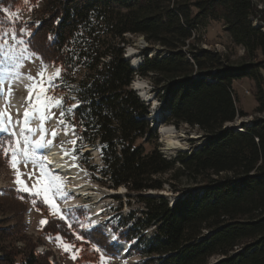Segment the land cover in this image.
<instances>
[{
    "label": "trees",
    "instance_id": "16d2710c",
    "mask_svg": "<svg viewBox=\"0 0 264 264\" xmlns=\"http://www.w3.org/2000/svg\"><path fill=\"white\" fill-rule=\"evenodd\" d=\"M38 14L27 47L61 72L54 89L75 127L78 161L88 165L80 151L97 147L102 183L136 194L141 206L118 224L128 228L124 237L135 239L143 263L264 264V115L250 125L241 121V128L228 125L246 115L237 105L236 80L251 82L253 112L264 113V20L253 0H43ZM207 19L222 21L244 61L230 64L223 53L198 46L195 31ZM127 34L148 44L136 66L124 55ZM154 45L162 52L148 56ZM134 76L151 80L164 120L201 131L198 147L169 157L158 145L145 149L157 135L147 119L149 102L130 87ZM67 96L80 106L68 110ZM165 188L173 200L142 194ZM24 196L40 206L34 195ZM47 222L46 235L73 239L66 220ZM147 229L145 240L138 232ZM81 234L105 239L100 228ZM84 248L82 261L96 259ZM19 253L4 251L3 264H50L33 251L16 261Z\"/></svg>",
    "mask_w": 264,
    "mask_h": 264
},
{
    "label": "rangeland",
    "instance_id": "374dc122",
    "mask_svg": "<svg viewBox=\"0 0 264 264\" xmlns=\"http://www.w3.org/2000/svg\"><path fill=\"white\" fill-rule=\"evenodd\" d=\"M253 2L257 16L260 17L259 20H264V0H253ZM42 4L43 0H16L8 5H0V85L2 89V94L0 93L2 96L0 109L2 110L0 111L5 114L3 119L6 127L8 126V115H11L12 127H9V131L15 132L14 138L9 137L7 133H0V145H2L0 146V263L3 264L1 256L4 251L11 253L20 251L16 261L26 252L33 251L44 254L50 264H145L143 263L145 257L139 254L135 239L124 237L128 228L120 230L121 225L118 224L119 219L125 218L130 212H135L141 206L135 197L136 194L129 192L123 185L113 188L108 186V182L102 183L104 178H99L98 173L102 163L97 147L85 146L80 151L81 156L87 154L88 165L78 161L74 151L73 128L64 119V116H61V112L66 109V101L62 98V93L48 85L49 78L55 76L58 68L53 64L44 63L37 54L27 47L26 41L32 27L37 24L38 10ZM253 23L261 24L264 28V23L259 24L256 20ZM21 29L23 31H20ZM195 33L198 46L223 53L224 59H227L228 63L237 64L245 60L242 58V47L231 42L228 33L223 28L222 21L207 19ZM13 35L22 37V40H13ZM126 39L128 43L123 48L124 55L127 56L130 64L136 66L142 60L140 50L147 47L148 44L141 35L127 34ZM158 51L162 52L161 47L154 45L148 56ZM41 82L45 88H48L45 93H40L39 88L36 87ZM53 83L55 84V81ZM251 86V82L247 79L233 82V89L237 94V105L246 113L245 116L237 118L232 123L238 125L239 128H241V121L250 125L254 117L264 115V113L253 112L256 101L252 95ZM130 87L150 105L147 119L149 127L155 131L157 137L154 140L153 135L149 143H144L146 150L158 145V149L169 157L173 156L177 150H190L201 144L199 137L202 133L199 129L183 123L175 126L164 120V117L162 118L156 88L148 77L134 76ZM37 94L47 96L52 101V106L44 111L45 119L41 121L44 128L42 141L56 147L62 156L63 164H66L69 171L68 178L58 170L54 171L59 174V183L63 190L54 196L49 194L56 205L55 208L45 205L42 195H34L40 199V206H35L34 200L27 201V197L24 196V194L30 195L29 193L17 191V176L31 187L36 177L40 175L41 166L45 171H53L48 162L46 167V156L33 151L34 126L30 123L27 124L32 132H25L24 135H21V128L24 127L25 109L28 103L35 101ZM69 96L65 98L71 101L67 107L68 110L76 104L73 96L71 99ZM59 101H63V104L57 106ZM150 115L155 121H152ZM164 129L167 131L164 133L165 135L162 131ZM54 132L55 136H53ZM168 135L178 141L179 145L176 144L178 148H168L166 143ZM25 136L30 142L27 145ZM9 145L11 148L6 156L4 148ZM25 147L29 149L30 153H35L30 155L27 160L22 155ZM15 148L19 149V153L14 162L11 151ZM13 163L16 164L15 168L12 166ZM92 170L94 171L92 172ZM29 173L32 174L31 179ZM68 186L71 188L69 189ZM32 191L35 192L36 189H32ZM68 191L80 194L76 195L73 192L68 193ZM3 193L7 196H1ZM15 194L17 195L15 196ZM142 194L148 196L162 194L170 201L176 196L167 188L162 191L147 190ZM73 204L79 206L71 208ZM69 209L72 211L68 212ZM62 215L65 216L64 220L74 232L72 240H67L59 235H46L42 232L45 225L41 224L42 220L49 221L50 218H60ZM94 225L100 226L97 228L103 230L105 239L97 237L100 243L93 240L76 239L77 234L82 235L81 231L93 230ZM138 234L145 240L151 237L150 229L139 231ZM103 242H106V245L109 244L111 248H105ZM69 245L71 247H68ZM85 246L95 254L97 253L96 259L82 261L80 257L81 253L86 250ZM97 248L100 250L97 251ZM214 259L215 257H211L209 261L212 262Z\"/></svg>",
    "mask_w": 264,
    "mask_h": 264
},
{
    "label": "snow or ice",
    "instance_id": "6c2138e0",
    "mask_svg": "<svg viewBox=\"0 0 264 264\" xmlns=\"http://www.w3.org/2000/svg\"><path fill=\"white\" fill-rule=\"evenodd\" d=\"M20 31H23V29H21ZM13 40L16 39H21L22 37H18L17 35H13L12 37ZM5 43H7V41H5ZM61 76V72L58 70L57 73L55 74L54 77L49 78L48 80V85L49 87H56L57 85L53 83V81L58 80ZM37 88H39L40 93H45L48 91V88L44 87L43 82L38 83L36 85ZM0 93H2V89H0ZM61 104H63V101H59L57 103V106H60ZM35 109H34V114L35 113H39L40 116V120L43 121L45 119V115H44V111L45 109H48L52 106V101L51 98L47 97V96H42L40 94H37L35 97ZM80 105H76L74 107H79ZM65 113L61 112V116H64ZM4 114L0 113V133H7V135L9 137H15V132L14 131H9V127H12V118L11 115H8V126L6 127L4 124ZM24 117H25V121H24V127L21 128V135H24L25 132L31 133L32 129L27 127L28 121L30 119L29 113L27 111L24 112ZM87 129L85 128L84 131H86ZM41 133L44 132V128H43V124H41V128H40ZM75 127L73 128V132L75 133ZM56 133H53V136H55ZM25 144H29V140L28 137L25 136ZM42 140H43V136H41V140H37L34 144V148H41L44 145L42 144ZM75 143V142H74ZM2 146V145H0ZM9 148H11V145H9L8 147L4 148V154L7 156L9 153ZM19 153V149L15 148L12 149L11 151V157L12 160L15 162L16 158H17V154ZM35 153L32 152L30 153L29 149L27 147H25L22 155L24 156L25 160H27L29 158L30 155H34ZM13 168L16 167V164L13 163ZM29 178H32V174L29 173ZM60 177L59 174L55 173L54 170L52 172L49 171H45L43 166H41V170H40V175L38 177H36L35 182L32 184L31 187H29L23 180L20 179L19 176H17L16 181L18 184V188L17 191H22V192H27L30 195H35V196H43V203L45 205L50 206L51 208H55L56 205L53 201V199L50 197V193L54 196L56 193H61L62 187L61 184L59 183ZM32 189H36L35 192L32 191ZM72 209H69L68 212H71ZM60 219H65V216L62 215L60 217ZM48 222L46 220H42L41 224H47ZM100 227V226H95L93 230H95V228ZM76 239L77 240H82L85 239L84 236L77 234L76 235ZM68 247H71V245H69ZM100 249L97 248V251H99ZM73 259H75V256H73Z\"/></svg>",
    "mask_w": 264,
    "mask_h": 264
},
{
    "label": "bare ground",
    "instance_id": "6f19581e",
    "mask_svg": "<svg viewBox=\"0 0 264 264\" xmlns=\"http://www.w3.org/2000/svg\"><path fill=\"white\" fill-rule=\"evenodd\" d=\"M0 89H1V85H0ZM0 98L2 99V96H0ZM35 107H36V105H35V101H34V102H31L30 104L28 103L27 104V108L25 109V111H27L29 113V116H30V119L28 121V124L30 123L31 125H33L34 126V129H35V136H34V141H33L34 144H35V142L37 140H41V136H42V133L40 131L42 122L40 120L39 113H35L34 114ZM0 110H2V109H0ZM0 113L4 114L2 111H0ZM23 121H25L24 115H23ZM230 124H232V123H229L228 125H230ZM234 125H236V124H234ZM162 131H163V134L167 132L165 129L162 130ZM166 137H167L166 138L167 139L166 143L168 145V148L169 147L170 148H175L177 146L176 144H178V141L176 139H173V137H171L169 135L166 136ZM42 144L44 146L41 147V148H34L33 147V151H35L37 153H43L46 156V159H47L46 162H45V164L48 162V165L49 164L52 165V168L51 169H53L54 171L58 170V172L64 174V177L68 178L69 177V175H68L69 171L66 168V164H63V159H62V156H60V152L56 149V147H54L51 144H47L44 141H42ZM176 148H178V147H176ZM46 167H47V164H46ZM68 187H69V189L71 188L70 186H68ZM72 192L71 191H68V193H72ZM73 193H75L76 195H79L80 194L79 192H77V193L76 192H73ZM82 194H84V193H82ZM75 206H76V204H73L72 207H75ZM119 242H121V241H119Z\"/></svg>",
    "mask_w": 264,
    "mask_h": 264
},
{
    "label": "water",
    "instance_id": "95a60500",
    "mask_svg": "<svg viewBox=\"0 0 264 264\" xmlns=\"http://www.w3.org/2000/svg\"><path fill=\"white\" fill-rule=\"evenodd\" d=\"M142 40V39H141Z\"/></svg>",
    "mask_w": 264,
    "mask_h": 264
}]
</instances>
